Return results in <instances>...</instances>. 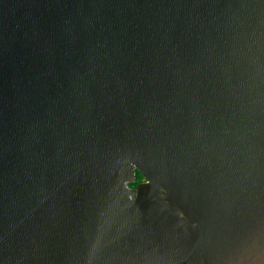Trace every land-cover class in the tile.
<instances>
[{
  "label": "water",
  "instance_id": "95a60500",
  "mask_svg": "<svg viewBox=\"0 0 264 264\" xmlns=\"http://www.w3.org/2000/svg\"><path fill=\"white\" fill-rule=\"evenodd\" d=\"M0 264H264V0H0Z\"/></svg>",
  "mask_w": 264,
  "mask_h": 264
},
{
  "label": "clouds",
  "instance_id": "9594fccd",
  "mask_svg": "<svg viewBox=\"0 0 264 264\" xmlns=\"http://www.w3.org/2000/svg\"><path fill=\"white\" fill-rule=\"evenodd\" d=\"M134 173L139 177V180L136 181L135 183H133L132 181L126 182V188L129 189V190H133V195H131L129 197V199L130 200H133V201L136 199V192H135V190L138 189V186L141 185V184H149V183H151V181L149 180V178L142 173V170L139 167H135L134 168ZM159 191L161 193H163L165 191V189L163 187H160L159 188ZM177 214H178V216L181 219H183L185 217V213L183 211H178Z\"/></svg>",
  "mask_w": 264,
  "mask_h": 264
},
{
  "label": "trees",
  "instance_id": "16d2710c",
  "mask_svg": "<svg viewBox=\"0 0 264 264\" xmlns=\"http://www.w3.org/2000/svg\"><path fill=\"white\" fill-rule=\"evenodd\" d=\"M138 180H139V177L135 174V180L133 181V183H135Z\"/></svg>",
  "mask_w": 264,
  "mask_h": 264
}]
</instances>
